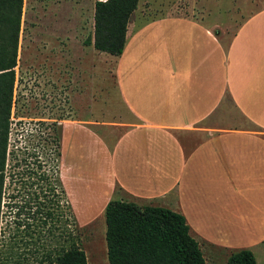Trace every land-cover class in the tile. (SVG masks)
Returning a JSON list of instances; mask_svg holds the SVG:
<instances>
[{
    "label": "crops",
    "instance_id": "obj_1",
    "mask_svg": "<svg viewBox=\"0 0 264 264\" xmlns=\"http://www.w3.org/2000/svg\"><path fill=\"white\" fill-rule=\"evenodd\" d=\"M140 3L122 54L111 56L119 120L103 131L113 138L90 136L94 126L106 124L101 112L111 101L99 87L98 122L58 119L57 108L54 116L33 119L60 126L62 165L55 177L76 220L88 221L80 220L69 186L88 177L78 173L79 154L71 149L75 134L85 130L100 150L101 211L110 200L169 209L184 216L202 248L222 252L226 261L246 249L256 264H264V0H146L145 8ZM97 64L101 58L89 61L95 75L77 77L92 81L94 90L101 86ZM57 69L49 68L53 85ZM74 82L72 77L66 91L71 113ZM85 96L90 113L96 103L86 90ZM81 161L88 163L90 155L81 153Z\"/></svg>",
    "mask_w": 264,
    "mask_h": 264
},
{
    "label": "rangeland",
    "instance_id": "obj_2",
    "mask_svg": "<svg viewBox=\"0 0 264 264\" xmlns=\"http://www.w3.org/2000/svg\"><path fill=\"white\" fill-rule=\"evenodd\" d=\"M95 1L23 0L0 215V264H47L42 262V256L55 253L61 247L67 248L73 236L77 237L79 247L85 252L87 264H108L104 211H101L99 204L101 199L96 202L97 198H101V193H98L100 182L96 176L101 165L97 144L87 140L85 134H82L86 133L85 130L75 134L77 141L75 140L71 149L77 148L79 154L76 163L79 164V169H76L80 174L85 171L88 177H84V180L82 177L74 178L69 186L73 190V203L80 220L88 221L77 220L73 224L67 208L68 199L62 192L58 176L55 177V172L58 173L62 165L60 126L33 120L39 116H54V108H57L58 119L70 117L99 121L102 115L101 122L106 124L94 126L90 136L93 138L104 135L113 138L114 133L103 129L113 127L119 120L115 111L116 102L112 98L114 58L106 53L94 54L87 42L93 33ZM145 1L141 0L142 8L147 6ZM71 12L72 17L66 15ZM54 56L57 61H54ZM68 56H73L72 62L75 64L68 60ZM99 58L101 65L97 64L94 69H101V86H95L94 90L90 81L85 83V89L84 82L80 83L81 79L77 77L84 74L90 77L95 75L93 72L89 73L93 69L89 61L92 63ZM52 66L58 68L57 85H53L50 79L49 68ZM40 77L42 84L39 82ZM72 77L75 80L72 88L76 91L72 100L74 113H71L66 94ZM98 87L103 96L105 93L111 96L110 103L105 104L107 110L104 109L101 115V104L96 97ZM85 90L92 96L90 102L96 103L90 113ZM102 102L105 103V100H101ZM69 150L65 142V157L69 156ZM81 153L90 155L88 163L81 161ZM82 183L88 185L86 190L81 189ZM51 187L55 188V192ZM51 193H54L53 198H50ZM48 209L53 213L52 218L46 216ZM200 250L206 264H227L222 252H213L201 246Z\"/></svg>",
    "mask_w": 264,
    "mask_h": 264
},
{
    "label": "trees",
    "instance_id": "obj_3",
    "mask_svg": "<svg viewBox=\"0 0 264 264\" xmlns=\"http://www.w3.org/2000/svg\"><path fill=\"white\" fill-rule=\"evenodd\" d=\"M138 1L96 0L93 35L88 44L98 52L120 56L124 50L127 25ZM22 8L23 0H0V215ZM51 189L55 192L54 187ZM62 192L64 194L63 189ZM67 208L73 224L77 223L68 202ZM46 216L52 218L53 213L48 209ZM104 218L108 264H206L198 242L190 235L189 226L179 213L110 200L105 206ZM41 260L47 264H87L76 236L70 239L67 248L47 253ZM227 264H256V261L251 251L243 249L232 254Z\"/></svg>",
    "mask_w": 264,
    "mask_h": 264
}]
</instances>
